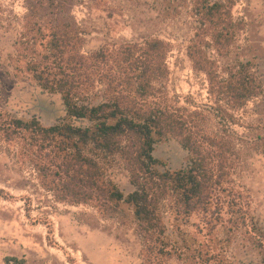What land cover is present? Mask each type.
Listing matches in <instances>:
<instances>
[{"label":"rangeland","instance_id":"1","mask_svg":"<svg viewBox=\"0 0 264 264\" xmlns=\"http://www.w3.org/2000/svg\"><path fill=\"white\" fill-rule=\"evenodd\" d=\"M193 6V0H0V115L35 118L44 127L69 121L59 96L42 91L26 70L28 62L41 60L51 27L62 21L77 29L83 55L150 39L167 43L168 98L179 109L206 114L207 132L218 133L207 108L213 98L206 77L186 56L197 26ZM231 15L242 30L226 57L210 55L221 76L249 63L262 93L230 112L227 134L237 155L229 183L208 211L178 217L164 202L162 242L147 250L132 208L58 202L41 185L26 141L0 137V264H8L5 258L22 264H198L206 254L217 263L264 264V0H234ZM152 155L160 170H179L187 161L174 140L156 142ZM105 176L124 195L131 192L121 165Z\"/></svg>","mask_w":264,"mask_h":264},{"label":"trees","instance_id":"2","mask_svg":"<svg viewBox=\"0 0 264 264\" xmlns=\"http://www.w3.org/2000/svg\"><path fill=\"white\" fill-rule=\"evenodd\" d=\"M193 2L197 26L186 56L192 69L206 77L213 98V107L207 108L220 126L218 133L207 132L206 114L179 109L168 98L167 43L150 39L123 44L114 53L100 48L83 55L77 29L62 21L51 27L41 60L28 62L26 70L42 91L59 96L69 121L44 127L35 118L0 115V137L26 141L41 185L58 202L98 208L128 205L147 250L162 242L161 204L167 202L178 217L187 218L206 213L224 192L237 155L227 134L233 122L230 112L262 93L249 63H238L221 76L209 52L226 57L243 28L232 19L234 0ZM96 85L100 89L94 92ZM166 140L187 152L183 168L159 169L153 147ZM114 164L127 174L132 190L126 195L106 179ZM213 258L199 255L198 264H223ZM5 262L23 263L16 258Z\"/></svg>","mask_w":264,"mask_h":264}]
</instances>
